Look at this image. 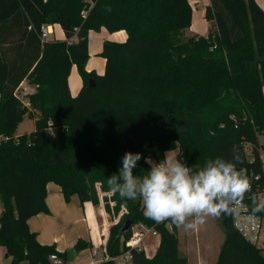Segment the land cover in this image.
Returning <instances> with one entry per match:
<instances>
[{
    "label": "trees",
    "instance_id": "obj_1",
    "mask_svg": "<svg viewBox=\"0 0 264 264\" xmlns=\"http://www.w3.org/2000/svg\"><path fill=\"white\" fill-rule=\"evenodd\" d=\"M19 12L31 27L27 43L0 48V246L11 264H52L53 252L68 257V250L41 243L28 224L49 213L51 181L67 200L78 194L95 205L99 185L107 211L126 208L100 264H117L115 257L128 249L131 264H187L177 227L146 218L142 201L121 200L108 190L107 178L118 173L126 152L141 154L133 170L141 177L170 150L194 171L217 157H238L237 168L247 176L261 169L264 10L255 0H210L207 35L190 30V0H0V24ZM44 23H59L66 39L41 38L37 53ZM103 27L124 29L128 37L105 40L106 69L98 74L87 70L89 31ZM74 64L83 78L76 96L68 84ZM26 78L36 88L22 94ZM27 116L36 117L34 128L16 134ZM127 220L132 226L121 232ZM220 222L225 239L216 264H264V247L247 240L232 216ZM135 225L159 232L154 255L127 244ZM91 244L79 238L74 247Z\"/></svg>",
    "mask_w": 264,
    "mask_h": 264
},
{
    "label": "clouds",
    "instance_id": "obj_2",
    "mask_svg": "<svg viewBox=\"0 0 264 264\" xmlns=\"http://www.w3.org/2000/svg\"><path fill=\"white\" fill-rule=\"evenodd\" d=\"M140 153L126 152L118 173L107 178L108 190L121 200H141L143 214L157 223L170 222L185 232L198 231L209 217L236 216L252 185L241 163L217 157L203 167H192L167 152L147 175L137 176L134 169ZM246 219L251 223L264 212V197H252Z\"/></svg>",
    "mask_w": 264,
    "mask_h": 264
},
{
    "label": "crops",
    "instance_id": "obj_3",
    "mask_svg": "<svg viewBox=\"0 0 264 264\" xmlns=\"http://www.w3.org/2000/svg\"><path fill=\"white\" fill-rule=\"evenodd\" d=\"M257 4L264 10V0H255ZM193 7V23L191 25V32L199 35H207L210 27V22L205 18L206 6L210 0H190ZM198 11L199 19L206 22L203 27V33H200L199 22H195V13ZM31 27H26V16L24 12L17 13L14 17L9 18L0 24V48L2 50L19 49V45L25 46L27 43L26 37L29 36ZM48 39H66L63 27L59 23L49 24ZM128 37L126 30H118L110 32L105 27L99 31H89V60L87 63V70L95 71L98 74H103L106 69V59L100 55L105 40L124 42ZM77 39L76 37L74 38ZM41 36L37 33V53L40 47ZM69 89L72 96H76L83 87V78L79 73L77 65H73L68 77ZM36 85L31 84L29 80L24 79L19 91L22 94L34 92ZM27 118L33 120L35 125L36 117ZM20 125V124H19ZM19 127V126H18ZM17 127V128H18ZM16 134H20L17 133ZM176 157V155H175ZM47 205L49 213H39L29 218L28 224L31 230L37 233L38 240L43 244H55L60 251L69 250L74 247L79 238L90 241L92 246L77 250L75 253L76 264L88 262L95 250H99L106 238V232L109 227L103 229L105 233H95L94 225L99 223V220H106L105 208L97 207L90 201H82L78 194H73L67 200L63 194L62 188L59 184L51 181L47 184ZM3 210V204L0 200V214ZM103 226V225H102ZM103 228V227H102ZM136 225L133 230H136ZM109 237V236H108ZM107 237V239H108ZM144 241V240H143ZM142 241V243H143ZM142 246V245H141ZM3 248L2 246H0ZM5 250V248H3ZM6 252V250H5ZM146 252V251H145ZM7 253V252H6ZM153 252H146L147 256L154 255ZM6 257V254H5ZM11 259L10 257H6Z\"/></svg>",
    "mask_w": 264,
    "mask_h": 264
},
{
    "label": "rangeland",
    "instance_id": "obj_4",
    "mask_svg": "<svg viewBox=\"0 0 264 264\" xmlns=\"http://www.w3.org/2000/svg\"><path fill=\"white\" fill-rule=\"evenodd\" d=\"M199 12L196 11L195 13V22L198 23L200 27V33H203V27L206 25V22L202 19H199ZM21 92V91H20ZM33 120L25 117L23 121L20 123L19 127L17 128V133H24L29 132L34 128ZM259 143L261 144V153L264 155V133L259 135ZM250 148L247 145L246 148ZM169 154L176 155L177 150H170ZM246 154L248 157L251 156V153L248 149H246ZM155 162L154 160H152ZM98 194H99V204L95 205L97 207H104L106 211V220H99V223L94 225L95 233L98 232L99 234L103 233V229L109 227L110 234L111 228L117 222H119L122 215L127 211L126 208H122V210L117 214L112 210L111 212L106 210V202L103 199L104 193L100 190L99 185H97ZM110 195V194H109ZM91 202V201H90ZM114 201H110V206L113 208ZM127 222V221H126ZM125 222V223H126ZM103 225V226H102ZM170 228L172 225L170 222L167 224ZM103 227V228H102ZM133 229V228H132ZM138 230H133V233H137ZM176 234L179 238V247L182 254L188 257L187 264H216L218 259L222 244L225 239V232L224 228L220 222L219 218L209 217L206 222L199 228L198 231L194 232H185L181 228H176ZM262 236L264 237V230L262 232ZM161 241L160 234L159 235H152L148 234L145 238L143 243L140 245L146 252H153L157 251L159 244ZM101 251V248H100ZM5 250L0 247V264H11V259L5 257ZM117 262L119 264H130L123 260V258H118Z\"/></svg>",
    "mask_w": 264,
    "mask_h": 264
},
{
    "label": "built area",
    "instance_id": "obj_5",
    "mask_svg": "<svg viewBox=\"0 0 264 264\" xmlns=\"http://www.w3.org/2000/svg\"><path fill=\"white\" fill-rule=\"evenodd\" d=\"M49 34H51V31L49 30V24H42L40 28V36L41 38H48ZM250 151L251 156L249 157L252 159V152L251 149L248 147L246 148ZM260 159H261V169L257 172H251L250 175H248V178L252 185V191L249 193L243 202L242 210L241 212L236 215L232 216L233 223L235 227L238 229V231L250 242L264 247V237L262 236V232L264 230V212L257 213L258 219L254 222H249L246 217L248 216L249 212L248 209L251 205L252 197L255 196L257 199L264 197V155L260 151ZM138 232L133 233L130 239L128 240L127 244L130 247H137L142 248L140 245L142 244V241L148 234L152 235H159V232L153 228L148 227L145 225H136ZM105 233V230L103 234ZM110 229L108 228L106 232V238L101 245V251L95 250L93 252V255L91 259L86 263H79V264H100L104 259H107L108 253H107V237L109 236ZM145 250V249H144ZM123 258L126 262H129L131 264L132 262V254L130 249L123 252L121 255L116 256V261L118 258ZM50 261L52 264H76L73 261H69L68 257H63L58 252H53L50 255ZM120 262H117L119 264Z\"/></svg>",
    "mask_w": 264,
    "mask_h": 264
},
{
    "label": "water",
    "instance_id": "obj_6",
    "mask_svg": "<svg viewBox=\"0 0 264 264\" xmlns=\"http://www.w3.org/2000/svg\"><path fill=\"white\" fill-rule=\"evenodd\" d=\"M92 83V85L94 84L93 79L90 80ZM132 226V222L130 220H127V222L124 224V226L121 229V232H125L126 230H128L130 227ZM77 249L75 247H72L68 250L67 254H68V259L69 261H74L75 260V253H76ZM6 257H9V254L6 253Z\"/></svg>",
    "mask_w": 264,
    "mask_h": 264
}]
</instances>
